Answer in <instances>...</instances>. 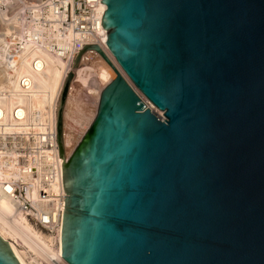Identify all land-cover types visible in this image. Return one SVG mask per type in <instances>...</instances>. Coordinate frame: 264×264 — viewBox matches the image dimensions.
<instances>
[{"label": "water", "instance_id": "95a60500", "mask_svg": "<svg viewBox=\"0 0 264 264\" xmlns=\"http://www.w3.org/2000/svg\"><path fill=\"white\" fill-rule=\"evenodd\" d=\"M98 2L122 73L84 44L63 82L57 264H264V0Z\"/></svg>", "mask_w": 264, "mask_h": 264}, {"label": "bare ground", "instance_id": "6f19581e", "mask_svg": "<svg viewBox=\"0 0 264 264\" xmlns=\"http://www.w3.org/2000/svg\"><path fill=\"white\" fill-rule=\"evenodd\" d=\"M105 33L99 38L101 50L122 73L105 48ZM12 37L20 42L18 48L11 44ZM68 40V35L60 33L52 12L39 9L37 0H0V237L9 243L21 264H51L52 259L60 258V230L54 237L37 227L6 191L11 181L34 182L24 172L28 165L38 167L41 158L46 164L53 161L48 125L64 77L62 55L69 47ZM138 95L145 106L162 115ZM26 144L35 147V152L20 151ZM28 195L35 199L34 188Z\"/></svg>", "mask_w": 264, "mask_h": 264}, {"label": "built area", "instance_id": "2783aa9c", "mask_svg": "<svg viewBox=\"0 0 264 264\" xmlns=\"http://www.w3.org/2000/svg\"><path fill=\"white\" fill-rule=\"evenodd\" d=\"M37 6L43 11H51L60 33L69 36V47L62 55L65 62L63 85L78 50L84 44H96L100 49L102 48L99 42L102 32L98 29L100 16L103 12L101 2H98V0H37ZM10 42L17 48L20 46V42L15 37H12ZM15 51L13 50L14 53H16ZM62 85L55 96L54 108L52 114L50 113V123L48 125V146L51 148L53 161L46 164L41 158L37 163L38 167L28 165L24 172L34 182L11 181L9 182L10 189L6 191V195L14 201L20 212L24 213L37 227L47 231L54 237L58 236V230H60L61 210L63 209L61 205L65 195L61 181L58 146L56 144V115ZM30 137L32 138L33 135ZM19 149L29 154L35 152V147L29 144ZM51 185H55L56 188L52 190ZM32 188L36 192L35 199L28 195V190ZM59 261L60 258L52 259L51 264H57Z\"/></svg>", "mask_w": 264, "mask_h": 264}, {"label": "rangeland", "instance_id": "374dc122", "mask_svg": "<svg viewBox=\"0 0 264 264\" xmlns=\"http://www.w3.org/2000/svg\"><path fill=\"white\" fill-rule=\"evenodd\" d=\"M136 90V89H135ZM136 92L138 93V94H140L137 90H136ZM141 95V94H140ZM148 102V101H147ZM145 105V104H144ZM156 114H157V112H156Z\"/></svg>", "mask_w": 264, "mask_h": 264}]
</instances>
